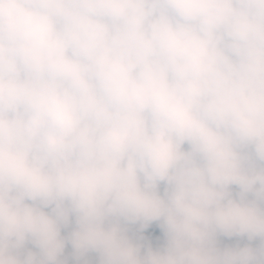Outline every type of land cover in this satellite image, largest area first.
<instances>
[{
  "label": "clouds",
  "instance_id": "1",
  "mask_svg": "<svg viewBox=\"0 0 264 264\" xmlns=\"http://www.w3.org/2000/svg\"><path fill=\"white\" fill-rule=\"evenodd\" d=\"M0 264H264V0H0Z\"/></svg>",
  "mask_w": 264,
  "mask_h": 264
}]
</instances>
